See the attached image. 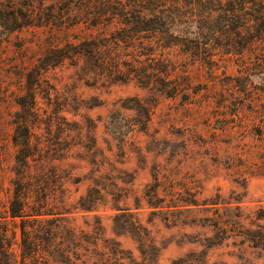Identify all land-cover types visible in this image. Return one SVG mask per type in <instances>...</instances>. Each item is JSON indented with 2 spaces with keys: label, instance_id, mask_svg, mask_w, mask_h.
I'll list each match as a JSON object with an SVG mask.
<instances>
[{
  "label": "rangeland",
  "instance_id": "374dc122",
  "mask_svg": "<svg viewBox=\"0 0 264 264\" xmlns=\"http://www.w3.org/2000/svg\"><path fill=\"white\" fill-rule=\"evenodd\" d=\"M117 1L0 0V264H264L259 20L214 13L193 55L181 17L134 35ZM86 39L102 70L56 52Z\"/></svg>",
  "mask_w": 264,
  "mask_h": 264
},
{
  "label": "trees",
  "instance_id": "16d2710c",
  "mask_svg": "<svg viewBox=\"0 0 264 264\" xmlns=\"http://www.w3.org/2000/svg\"><path fill=\"white\" fill-rule=\"evenodd\" d=\"M133 10L130 13L126 4L117 1V6H112L113 10L110 12V18L118 15L120 22V31L133 32L134 35L149 32L154 37H162L163 35H173V27L179 18L183 19L182 23H187L193 27L194 30H188L186 36L181 38V43L192 50L193 55H197L199 49L208 43L205 37H210L215 34V27L209 25L210 21H206L213 17L214 13H218L222 17L223 23L219 29H223L225 33L235 29L238 34L243 32H251L254 28L250 21L260 22L259 33H264V0H133ZM184 2L185 5H180ZM201 13V14H200ZM188 14L187 20L182 18ZM197 18H196V17ZM195 17L196 19H194ZM104 13L97 11H86V20L89 22H103L107 20ZM192 18V20H191ZM207 29V30H206ZM256 30V27L254 28ZM86 47H78V44L56 49L60 58L71 57L72 55L83 54L86 55V60L91 61L97 70H102V57L99 42L95 39H86V43H82ZM71 47V51L67 48ZM205 50V49H204ZM26 131V130H25ZM30 145L29 139L23 141L20 153H18V160L26 165ZM19 205V206H18ZM24 202H20L15 198L10 202L9 212L12 217H23ZM23 234L25 230H22ZM263 236V235H259ZM260 237V238H261ZM3 251L8 252L7 248L2 244L0 245Z\"/></svg>",
  "mask_w": 264,
  "mask_h": 264
}]
</instances>
